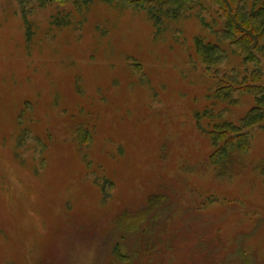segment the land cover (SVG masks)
<instances>
[{"label": "rangeland", "instance_id": "1", "mask_svg": "<svg viewBox=\"0 0 264 264\" xmlns=\"http://www.w3.org/2000/svg\"><path fill=\"white\" fill-rule=\"evenodd\" d=\"M77 3L0 0V264H264V126L227 175L197 127L224 76L264 86V58L228 48L214 74L194 19L157 36L144 11ZM234 97L215 110L238 123L256 103Z\"/></svg>", "mask_w": 264, "mask_h": 264}, {"label": "trees", "instance_id": "2", "mask_svg": "<svg viewBox=\"0 0 264 264\" xmlns=\"http://www.w3.org/2000/svg\"><path fill=\"white\" fill-rule=\"evenodd\" d=\"M26 10L32 4L45 7L52 3H66L72 0H16ZM80 9L87 8L93 0H76ZM116 2L138 11H144L153 23L156 35L168 24L184 19H194L210 32L209 36L195 37V54L207 71L218 74L219 67L228 60V48L235 49L243 64H258L264 58V0H105ZM216 7L222 19V27L215 29L204 18L205 11ZM24 10V11H25ZM227 85L217 88L209 95L212 103L203 114L197 115L198 129L207 136L214 151L210 164L222 174H230L234 161L242 160L250 151V130L264 126V86L260 67L239 80L237 74L225 77ZM236 92L249 93L255 98L254 106L238 123L227 120L225 114L216 112V102L234 105ZM206 121V122H203ZM115 256L124 262L125 256L119 246Z\"/></svg>", "mask_w": 264, "mask_h": 264}]
</instances>
